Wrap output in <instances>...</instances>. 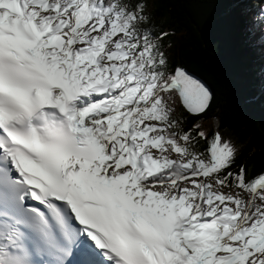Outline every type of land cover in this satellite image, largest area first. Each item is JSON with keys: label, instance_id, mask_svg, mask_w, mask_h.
<instances>
[{"label": "snow or ice", "instance_id": "1", "mask_svg": "<svg viewBox=\"0 0 264 264\" xmlns=\"http://www.w3.org/2000/svg\"><path fill=\"white\" fill-rule=\"evenodd\" d=\"M165 2L0 0V264H264V171L202 122Z\"/></svg>", "mask_w": 264, "mask_h": 264}, {"label": "trees", "instance_id": "2", "mask_svg": "<svg viewBox=\"0 0 264 264\" xmlns=\"http://www.w3.org/2000/svg\"><path fill=\"white\" fill-rule=\"evenodd\" d=\"M255 1L167 0L157 6L160 18L178 28L172 62L200 76L213 93L202 122L231 132L240 145L236 167L246 163L250 175L264 171V47L259 52L252 45L239 13L254 10Z\"/></svg>", "mask_w": 264, "mask_h": 264}, {"label": "rangeland", "instance_id": "3", "mask_svg": "<svg viewBox=\"0 0 264 264\" xmlns=\"http://www.w3.org/2000/svg\"><path fill=\"white\" fill-rule=\"evenodd\" d=\"M245 1H247V0H245ZM255 2H256V1H255ZM257 6H264V4H261V0H257L254 9H255ZM254 37H255V38H259V39H257V41H256L257 43L264 44V39L261 38V35H260L259 33L255 34ZM254 46H255V45H254ZM169 51H170V50H169ZM259 52H262V49H261ZM174 100H175V107H176L177 110L179 111V108H180L179 105H180V104H179V101H178V97H177V95L175 96ZM181 109H183L182 106H181Z\"/></svg>", "mask_w": 264, "mask_h": 264}, {"label": "water", "instance_id": "4", "mask_svg": "<svg viewBox=\"0 0 264 264\" xmlns=\"http://www.w3.org/2000/svg\"><path fill=\"white\" fill-rule=\"evenodd\" d=\"M187 70V69H186ZM188 71V70H187ZM191 75H193L195 78H197V79H199L200 81H202L208 88H209V85L200 77V76H198V75H196V74H194V73H192V72H190V71H188ZM210 89V88H209ZM211 91V90H210ZM177 96H178V99H179V103L181 104V100H180V97H179V95L177 94ZM181 106H182V104H181ZM183 107V106H182Z\"/></svg>", "mask_w": 264, "mask_h": 264}]
</instances>
